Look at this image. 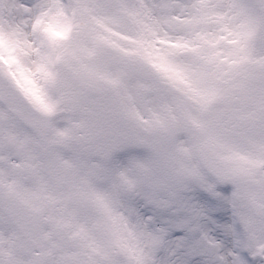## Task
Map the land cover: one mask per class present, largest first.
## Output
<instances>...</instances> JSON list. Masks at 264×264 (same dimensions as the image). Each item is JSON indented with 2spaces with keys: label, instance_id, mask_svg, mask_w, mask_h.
Instances as JSON below:
<instances>
[{
  "label": "clouds",
  "instance_id": "obj_1",
  "mask_svg": "<svg viewBox=\"0 0 264 264\" xmlns=\"http://www.w3.org/2000/svg\"><path fill=\"white\" fill-rule=\"evenodd\" d=\"M0 14L15 19L8 4ZM109 26L111 32L92 25L108 38L106 45L79 31L71 35L70 43L95 47L84 57L91 74L75 78L57 65L53 84L36 73L45 101L55 105L52 114L6 75L0 60V92L8 97L0 100V264H39L53 237L76 247L85 264H137V257L157 264L161 254L152 252L138 216L153 202L165 205L173 219L199 225L190 244L207 250L208 264H244L245 257L264 264V167L251 176L243 171L264 127L219 136L202 155L191 137L203 143L215 131L193 127L174 134L170 109L183 86L148 64L144 49L135 51L138 40L151 47L156 37L129 20ZM27 39L33 42L27 52L4 49L0 56H17L34 72L51 50L38 35L29 32ZM35 157L50 167L36 171ZM234 174L236 183L221 180ZM204 181L221 197L210 215L199 195Z\"/></svg>",
  "mask_w": 264,
  "mask_h": 264
},
{
  "label": "snow or ice",
  "instance_id": "obj_2",
  "mask_svg": "<svg viewBox=\"0 0 264 264\" xmlns=\"http://www.w3.org/2000/svg\"><path fill=\"white\" fill-rule=\"evenodd\" d=\"M6 4L15 10V19L0 14V50L27 52L33 47L29 32L40 36V43L51 50L41 56L34 72L17 56H0L7 65L6 75L48 114L54 113L55 105L45 101L36 73L53 84L59 76L57 65L75 78L91 74L84 57L94 55L95 47L70 43L72 33L82 32L94 44L106 45L110 41L95 32L93 23L111 32L110 24L129 20L156 37L151 47L138 40L135 51L144 49L148 64L173 85L183 86L182 97L173 98L174 111L170 109L174 134L191 132L193 127L214 130L216 135L203 143L191 137L192 148L205 155L219 136L244 135L264 127V0H0V11ZM121 53L127 56L132 50L121 49ZM0 100L8 101L4 92ZM33 159L36 171L50 167L43 157ZM246 159L243 171L249 176L264 167V139L255 141L254 153ZM221 180L236 183L237 176H221ZM201 186L203 211L210 215L221 197L214 183L204 181ZM239 194L237 188L233 195ZM74 195L82 194L65 198L71 200ZM66 211L69 217L75 213L71 208ZM138 216L152 252L161 254L157 264H208L207 250L190 244L199 225L173 219L169 209L156 202L145 204ZM39 264H85V259L76 247L53 237ZM137 264H143L142 257H137ZM244 264L257 262L245 257Z\"/></svg>",
  "mask_w": 264,
  "mask_h": 264
}]
</instances>
